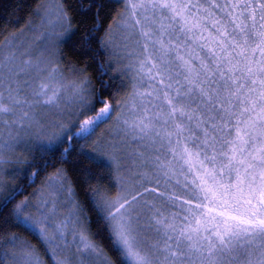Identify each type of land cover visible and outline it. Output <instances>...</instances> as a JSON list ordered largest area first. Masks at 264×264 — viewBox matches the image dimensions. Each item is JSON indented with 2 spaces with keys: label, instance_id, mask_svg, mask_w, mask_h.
<instances>
[{
  "label": "snow or ice",
  "instance_id": "snow-or-ice-1",
  "mask_svg": "<svg viewBox=\"0 0 264 264\" xmlns=\"http://www.w3.org/2000/svg\"><path fill=\"white\" fill-rule=\"evenodd\" d=\"M129 5L132 16L137 15L138 8L149 6L167 10L160 17L159 31L161 36L167 33L169 40L167 45L162 39L157 41L161 63L151 64L149 74L151 80H159L162 88L157 90L163 91V100L170 111L157 112L156 121L164 116L167 124L177 115L180 119L187 116L189 122L197 120V127L204 126V144L211 147L214 154L205 156V160L213 165L211 171L201 162L203 175L194 178L195 188L191 190L190 199L170 197L174 204L179 201L185 212L179 224L175 222L181 219L179 216L173 214L169 222L159 210L153 212L154 205L144 199L153 193L157 199L165 195L157 192L158 178L157 187L143 188L144 183L151 181L152 174L163 172L168 175L166 170L170 162L159 154L163 145L154 149L155 156L151 152L148 155L140 153L142 159L133 162L138 169H150V172H132L128 177L134 187L143 188V192L136 191L132 195L122 178L116 185L118 191L115 194L99 185L91 189L89 199L103 223L112 253L119 264H264V0H203V3L200 0H139L138 3L129 0ZM59 19L63 31L57 34V39L71 30L70 17L66 13L61 12ZM155 23L157 21L153 19L151 24ZM151 24L145 31V25L137 19L133 27L140 25V35L149 37ZM17 35L12 33L0 42V89L5 87L7 80L8 91L7 98L0 94V117L16 116V110L25 105L29 111H24L18 119L0 121L9 129V139L0 147H21L29 151L32 137L43 138L49 144L71 141L73 136L89 138L110 119L115 106L99 100L102 107L97 109L91 99L95 92L91 81L78 74L83 69L71 68L69 71L77 74V79L70 82L75 108L71 111L57 108L46 118H36L35 107L55 105L60 99L59 90L49 83L36 85L35 80L39 77L31 84L27 81L23 86L15 84L22 71L16 66L15 52L23 46L15 43ZM46 37L47 34L43 38ZM109 42L104 40L102 45L106 47ZM147 51L148 44L145 43L144 52ZM172 51L176 55L165 65L164 58ZM151 60L150 55L141 59V68ZM177 62L184 72L176 75H183L184 84L173 79L172 69ZM24 64L30 66V61H24ZM5 68L7 77L3 75ZM152 68L157 69L155 75L151 74ZM57 71L53 69L46 80L56 79ZM166 79L170 81L167 84ZM173 84L178 90L175 95H170ZM27 87H31L32 102L19 99ZM41 97L45 99L41 101ZM143 111L147 113L148 109ZM123 125L126 135H132L134 140H144L153 134L160 136L155 131L153 119H146V116L139 117L131 125L124 120ZM175 128L177 136L184 131L182 124H176ZM209 128L213 132H226V135L209 138ZM13 129L17 130L14 135ZM21 131L25 136L20 135ZM167 135L170 138L173 132ZM106 143L113 159L125 158L119 142ZM217 143L221 149L227 147L228 150L218 151ZM171 151L174 158L178 155L185 164L193 155L187 148L179 154L174 148ZM217 156L221 161L227 160V163H220L218 171ZM7 163L0 152V253L8 255L11 264H44V261L34 245L21 239L16 232L9 233L5 226L35 235L53 264H70V257L63 255L65 247H70L65 239L66 231L72 232L77 251L92 264H115L89 234L88 218L78 202L70 201L72 207L68 214L54 223V213L46 210L48 202L42 203L36 190L23 195L20 186L7 178L9 173L4 169ZM119 167L117 163L118 170ZM59 179L58 170L55 176L48 178L49 187ZM188 187L186 184L185 188ZM20 196L23 198L18 200ZM193 201L197 202L194 204ZM147 213L152 215L145 218ZM149 231L154 232L157 239L150 241ZM5 246H10V250ZM0 264H4L3 259Z\"/></svg>",
  "mask_w": 264,
  "mask_h": 264
},
{
  "label": "rangeland",
  "instance_id": "rangeland-1",
  "mask_svg": "<svg viewBox=\"0 0 264 264\" xmlns=\"http://www.w3.org/2000/svg\"><path fill=\"white\" fill-rule=\"evenodd\" d=\"M139 0H132V3H138ZM196 2V0H193ZM202 3V0H200ZM223 2V0H221ZM137 15H131V8L129 5V0H124V9L120 13L119 18L117 19L115 26L112 28L108 46L110 47L111 53L113 57L118 59V62L121 64V69L130 71V79L132 80V86L129 88L130 91L124 101L119 105L121 109L113 118L106 123L104 129L100 132V139L102 144L100 147L104 149V152L107 156H109V160L112 163H115L117 167V163H119L120 167L118 170L119 179L124 180L126 186L131 190V194L135 195L136 191L143 192V188L157 187L156 180L159 179V187L157 188V192H163L165 195L163 198H155L156 193L151 195H147L144 197L150 204L154 205L153 212L159 210L161 216L172 221L173 214H176L181 219H177L175 222L177 224L182 222V217L185 212L180 208V202L177 201L175 204L173 203L174 196H179L181 200H187L191 198V190L195 188L193 185L194 178L203 175V171L201 170V162H203V167L212 170L213 165L205 160V156L211 157L214 153L211 147H208L204 144L206 139L203 125L197 127V120L191 121V125L185 116L183 119H180L177 115L176 118L169 121V123L165 124V117L161 116L158 121H156V113L160 111H170L167 108V105L162 97H159L154 102L153 95L158 96L160 91L158 88L159 80H151L149 74V68L151 64L161 63V52L160 44L157 43L159 40H163L165 45H167L169 40V35L165 33L161 36L159 31V22L161 15L167 13V10L153 9L150 6L147 8H138L136 10ZM49 17L46 18L45 21L39 23L36 26H30L23 30L21 33L17 34V45H23L17 48L15 52L16 56V66L17 70L20 71L18 79L15 81V84H19L23 86L24 82H31L34 78L39 77V79L35 80V84L38 85L40 83H49L52 88L58 89V95L60 99L56 101L55 105L41 106L37 105L34 109L36 114V118H46L52 112L56 111L57 108L67 109L69 111L75 108L74 101L72 99V91L70 82L77 79V74H73L69 71L71 66L65 65L59 58L58 45L60 41L64 38V35L59 36L57 39V34L61 33L63 29L60 26V14L59 10L55 7H48ZM139 19L142 25H145V31H148V25L151 24V21L155 19L157 23L151 24V33L149 37H142L141 26L135 25V20ZM167 23V21H165ZM47 34L46 38H43L44 35ZM41 37L42 39L38 40L37 38ZM148 44L147 53L144 52V44ZM7 51V50H5ZM152 56V60L145 64L143 68H141L140 61L145 56ZM176 55L175 51H172L170 55L164 58V64L168 65L169 61L173 59ZM24 61H30V66L24 64ZM53 69H57L56 79L51 81L46 80V77L49 73H53ZM123 71V70H122ZM157 69L152 68L151 74L155 75ZM135 72V74H134ZM173 79L179 80L181 84H184L183 75L177 76L176 73H183L184 69L179 67V63H176V66L172 69ZM80 76H85L81 73H78ZM3 75L7 77L8 72L7 68L4 69ZM137 76L138 81L137 84L133 83L134 77ZM62 77V79H60ZM139 82L141 84H139ZM165 83H168V79L165 80ZM14 84V86H15ZM141 85V88L139 87ZM34 86V85H33ZM178 88L177 85L173 84V87L170 91V95H175ZM186 90V89H183ZM143 93L145 95H139ZM147 93H151V95H147ZM173 93V94H172ZM0 94L3 97L7 98V80H5V87L0 89ZM51 95V92H49ZM19 99L32 102L33 97L31 95V87L24 88L23 92L20 94ZM45 97H41V101H43ZM143 99V101H141ZM141 108H147L148 111L145 113L141 110ZM29 111L27 105L22 108H18L16 110V116H2L0 117V121L2 120H12L18 119V117L24 112ZM30 115H32V111H30ZM141 116H146V119H153L155 123V131L160 133V136L157 137L155 134L149 137H145L144 140L133 139L132 135H126V128L123 125L124 120H128L131 125L135 120H137ZM182 124L184 131L177 136L176 133V124ZM209 123H213L209 121ZM17 130L13 129L12 134L14 135ZM173 132V135L169 138L167 133ZM234 134V133H233ZM21 136H25L23 131L20 132ZM226 132H213L211 128L208 130V137L212 136H225ZM9 139V129L4 126L3 123H0V145ZM169 140L171 142H169ZM107 141L119 142L126 154L125 158L120 159L119 161L113 159L110 155L109 150L107 149ZM179 141V143H177ZM50 145L47 140L41 138L36 139L32 137L30 139V149L39 147V146H47ZM163 145L162 151L159 153L161 158L170 162V167L166 171L168 175L165 176L163 172H158L156 174H152V179L150 182L144 183L143 188L134 187L133 183L126 178L131 175L132 172H150L148 168H136L133 163L136 161L139 162L142 157L140 153H144L148 155L149 152L153 156L157 153L154 151L156 148H161ZM147 146V147H146ZM175 149L176 153H182L185 148L189 150L190 153H193L191 159L188 164H185L183 160L179 159V156L176 155L174 158V153L171 149ZM216 148L218 151H227V147L221 149L219 143L216 144ZM0 152H2L5 158L8 160V163L4 165V169L6 173H9L7 178H10V173L14 172L13 169H19V165L21 161L26 159L28 151H24L21 147L16 148H2L0 147ZM199 153V155H196ZM18 158V159H17ZM187 158V157H186ZM227 163V160L221 161L220 157L217 156L216 168L219 170L220 163ZM217 179H220L217 176ZM48 180V179H47ZM47 180L42 187L36 190L37 195L41 197V202L47 203V211L53 212L54 215L52 220L54 223H58L63 220L65 216L68 214L69 209L72 207L70 201H73L71 196V189L67 183V179L65 175L60 173V179L55 183L53 187H49ZM225 182H227V175L224 177ZM197 184L199 180L196 181ZM188 185V188H185V185ZM197 201H193L195 204ZM152 213H147L148 216H151ZM143 224V221H142ZM145 228H148L146 224H143ZM71 228V225H68ZM79 231V229H77ZM65 239L70 245V247H65L63 255L70 257V264H92V261L89 260L86 256H82L77 251V244L74 241L73 234L71 231L65 232ZM78 239V237H77ZM148 239L150 241H154L157 239V236L154 232L149 231ZM39 254V253H38ZM8 264H11L10 259L8 260Z\"/></svg>",
  "mask_w": 264,
  "mask_h": 264
},
{
  "label": "trees",
  "instance_id": "trees-1",
  "mask_svg": "<svg viewBox=\"0 0 264 264\" xmlns=\"http://www.w3.org/2000/svg\"><path fill=\"white\" fill-rule=\"evenodd\" d=\"M48 7H55L59 13L64 12L70 17L71 30L58 45L59 58L65 65L84 70L81 74L88 77L95 89L91 99L97 109L102 107L99 100L108 101L115 106L107 121L109 122L122 109L119 105L132 86V80L128 76L130 71L120 68L121 64L113 57L108 44L106 47L102 45V41L109 39L111 30L124 9V0H0V42H4L12 33L42 24L49 17ZM137 81L135 76L133 83L137 84ZM152 95L154 102H159L156 101L157 96ZM162 95L163 91H160L158 96ZM107 122L101 124L87 139L73 136L71 141L64 140L30 149L24 160L26 162L20 163L18 171L10 173L9 180L20 186L23 195H28L42 187L59 170L67 179L73 201L80 204L84 216L88 218L89 234L105 249L115 264H119L117 256L111 251L103 223L89 199L90 190L98 185L109 189L111 194L118 191V169L100 147V132ZM22 198L23 196L17 197L18 200ZM5 227L9 233L16 232L21 239L34 245L44 264H53L49 255L45 254L42 242L35 235H29L18 228ZM5 247L10 250V246ZM0 259L8 264L9 256L0 253Z\"/></svg>",
  "mask_w": 264,
  "mask_h": 264
}]
</instances>
